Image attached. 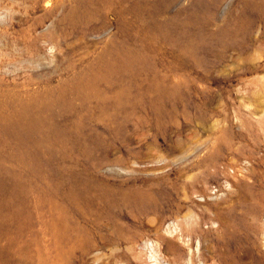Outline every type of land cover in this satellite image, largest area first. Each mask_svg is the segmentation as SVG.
<instances>
[{
    "label": "rangeland",
    "instance_id": "rangeland-1",
    "mask_svg": "<svg viewBox=\"0 0 264 264\" xmlns=\"http://www.w3.org/2000/svg\"><path fill=\"white\" fill-rule=\"evenodd\" d=\"M193 221L264 264V0H0V264H145Z\"/></svg>",
    "mask_w": 264,
    "mask_h": 264
},
{
    "label": "bare ground",
    "instance_id": "bare-ground-1",
    "mask_svg": "<svg viewBox=\"0 0 264 264\" xmlns=\"http://www.w3.org/2000/svg\"><path fill=\"white\" fill-rule=\"evenodd\" d=\"M72 17H73V19H75V18L78 19L76 12L73 14ZM188 22H190V19H188ZM188 216H189V214H188ZM185 219L186 218H184V220ZM186 221H187V219H186ZM189 222H190V220H189ZM191 227H192L193 233L196 234L195 238L198 239L195 247L193 245V240L192 241L184 240V238H185L184 237V229H182L180 226L175 225L174 231L175 232L178 231V233H179V234L177 233L175 236H172L173 231H171V229L169 227L166 230L164 229L166 231V235L172 234L170 236H172L173 239H169L166 235H161V236L156 237L153 240H146L145 242L141 243L138 246V248L133 249L132 252H134L138 255H143L145 258V264H211V263H207L205 258L203 257L202 248H201L203 246L202 234H200V232L198 230L197 222L193 221V223H191ZM172 230H173V228H172ZM166 238H168V239H166ZM173 240L180 241L182 244L185 245V248H186L185 249V255L183 258H180L181 260H178L174 257V252H175V248H174L175 244L174 243H175V241H173ZM168 256H170L172 258H169ZM89 264H92V261Z\"/></svg>",
    "mask_w": 264,
    "mask_h": 264
}]
</instances>
